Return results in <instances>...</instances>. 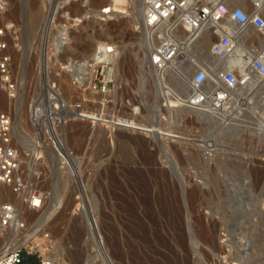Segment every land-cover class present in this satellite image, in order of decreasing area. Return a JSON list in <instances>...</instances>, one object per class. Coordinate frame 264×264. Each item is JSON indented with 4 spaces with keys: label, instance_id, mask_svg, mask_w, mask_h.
<instances>
[{
    "label": "rangeland",
    "instance_id": "1",
    "mask_svg": "<svg viewBox=\"0 0 264 264\" xmlns=\"http://www.w3.org/2000/svg\"><path fill=\"white\" fill-rule=\"evenodd\" d=\"M133 1L8 0L1 8L17 90L14 98L0 90V112L17 121L25 191L44 200L28 212L0 186V204L17 203L28 231L41 224L21 248L45 260L57 246L51 264H264V105L255 97L261 90L264 102V82L231 91L215 110L184 107L197 65L215 62L208 45L181 75L157 80ZM107 5L115 12L102 22ZM107 46L117 54L103 92L96 72ZM16 234L0 231L1 252Z\"/></svg>",
    "mask_w": 264,
    "mask_h": 264
},
{
    "label": "built area",
    "instance_id": "2",
    "mask_svg": "<svg viewBox=\"0 0 264 264\" xmlns=\"http://www.w3.org/2000/svg\"><path fill=\"white\" fill-rule=\"evenodd\" d=\"M247 3L250 9L245 8ZM114 12L112 5L103 6L99 12L101 21ZM141 30L143 45L150 53L148 66L157 76L173 70L181 75L178 68L184 70L192 65L195 55L202 54L204 39L210 40L209 55L215 62L201 63L193 74V94L184 105L188 109L202 111L203 105H208L213 110L225 101L223 90H237L253 82L254 76L264 82V49L259 47L260 38L264 42V0H145ZM113 48L107 47L105 58L97 64L96 75L104 76L103 92L111 83L108 69L113 66ZM11 61L8 31L0 27V90L14 98L17 88ZM12 125L11 115L0 112V186L10 188L22 206L37 210L43 197L25 191L21 155L12 144ZM53 146L58 151L56 143ZM18 206L12 202L0 204L1 229L24 227ZM22 252V248L0 252V264H21ZM41 263L50 261L42 259Z\"/></svg>",
    "mask_w": 264,
    "mask_h": 264
},
{
    "label": "bare ground",
    "instance_id": "3",
    "mask_svg": "<svg viewBox=\"0 0 264 264\" xmlns=\"http://www.w3.org/2000/svg\"><path fill=\"white\" fill-rule=\"evenodd\" d=\"M6 2V4L8 5V0H4V3ZM63 2V1H62ZM64 3V2H63ZM133 3H134V7H135V17H136V20L138 21V23L140 24V28H141V25H142V22H143V18H144V11H145V0H134L133 1ZM246 3V2H245ZM244 4V3H243ZM247 5V4H246ZM246 5H245V8L246 9H250V7H246ZM12 7V6H11ZM1 8H3V6L2 5H0V15H1ZM52 20H53V17L51 18V16L49 17V20H48V25H49V27L50 26H53V25H51V23L50 22H52ZM63 29V33H65V35H66V32H65V29L64 28H61V30ZM46 31V30H45ZM253 30H249V32L251 33ZM65 35H63V36H61L60 38H64L65 37ZM63 40H65V39H63ZM65 42V41H64ZM204 42H206V45H208V49H209V51H208V53H210V40L208 39V38H206V39H204V41H203V43ZM260 43H262V45L260 46ZM60 44V46L62 47V45H63V42H61V43H59ZM107 47H110V46H107ZM107 47H106V49L105 50H101L100 49V51H99V58H100V61L101 60H103L104 58H105V54H106V52H108V50H107ZM259 47L260 48H262V49H264V42H263V40L262 39H260V42H259ZM113 48V47H112ZM118 52V51H117ZM149 53V52H148ZM49 54V53H48ZM116 51H115V49L113 48V54L111 55V59L113 60V63L114 62H116V61H114V59L116 58ZM150 54V53H149ZM210 56V55H209ZM211 57V59L213 58L212 56H210ZM50 59V58H49ZM214 59V58H213ZM48 59L47 58H44V61H47ZM93 60V59H92ZM96 60V59H95ZM215 60V59H214ZM94 61V60H93ZM48 62V61H47ZM51 63V62H50ZM198 66H200V65H197V68H198ZM182 69V68H181ZM197 70V69H196ZM196 70H195V72H196ZM81 71L83 72V74L85 75H87V74H89V73H87V71H90V72H92L93 71V62H92V64L91 65H89V66H87L86 68H83V69H81ZM71 72V71H70ZM171 73H173L174 75H176V72H175V70H173V71H170ZM169 72V73H170ZM194 72V73H195ZM155 73V72H154ZM193 73V74H194ZM77 74V73H76ZM75 74V75H76ZM96 74H97V72H96ZM165 74H163L162 76H157V74H156V79L157 80H159V79H163L162 77L164 76ZM95 77H96V75H95ZM192 78H193V76H192ZM95 79V78H94ZM191 82H192V79H191ZM262 83L263 82H261L260 80H259V78H257L256 76H254V81L253 82H251L250 84H247V85H245V87H253V88H255V87H257V86H259V85H262ZM264 84V83H263ZM192 87V86H191ZM244 87V88H245ZM21 91V90H20ZM19 91V92H20ZM55 94H57V92L55 91V90H52ZM223 92L225 93V94H228V93H232V92H230V91H227V90H223ZM20 94V93H19ZM193 94V89H192V93L190 94V96L184 101V102H186V101H189V98L191 97V95ZM255 97L257 98V100L260 102V103H262L263 105H264V102H263V100H262V94H261V90H258L256 93H255ZM226 99H228V98H225V100ZM11 101V100H10ZM21 101V99H20V97H17V100H16V106H15V108L14 109H16V111L17 112H19L18 110H20V102ZM204 107H208V105L206 106V105H203ZM55 108H58V106H55ZM219 108V106H217V107H215V108H213L214 110L215 109H218ZM260 108H262V107H260ZM11 109V108H10ZM211 109V108H210ZM55 109H53V111H54ZM189 110H192V111H196V110H193V109H190L189 108ZM11 112H12V110H10ZM260 111V110H259ZM258 111V112H259ZM32 112H37V113H39V112H42V110H41V108H39V107H34V109L32 110ZM198 113H200L199 111H197ZM202 112H207V111H205V110H202ZM14 114H15V112H14ZM48 114V113H47ZM202 114V113H201ZM257 114H259V113H257ZM33 115V114H32ZM44 116H45V114H44ZM48 116V115H47ZM259 116V115H258ZM258 116H257V118H258ZM42 117V114H35L34 116H33V123H34V125H37L38 124V122H39V120H40V118ZM256 118V117H255ZM15 119V122L13 121V125H12V127L14 128V125H15V123L17 122L16 121V118H14ZM203 119V118H202ZM219 119V118H218ZM218 119H216V120H218ZM254 120H256V119H254ZM220 121H222L223 123H224V120H220ZM221 122V123H222ZM259 124H260V122H259ZM225 124H223L222 125V128H223V126H224ZM258 125V124H257ZM221 126V125H220ZM219 125H218V127H220ZM262 126V125H261ZM218 127H215V128H218ZM12 128V129H13ZM220 129V128H219ZM262 129V128H261ZM13 131V130H12ZM11 131V132H12ZM60 143V142H59ZM61 144V143H60ZM33 146V145H32ZM32 149H30V152H32V154H40L41 152L36 148V146L34 145L33 147H31ZM47 149H49V148H47ZM48 151V150H47ZM50 152L52 151V150H49ZM57 155V154H56ZM66 156V155H65ZM68 156V155H67ZM67 158V157H66ZM66 158H63L62 160H63V164H68V170H71L70 168L71 167H73L72 165H71V161L69 162ZM23 159H25V158H21V163L23 164V161H25V160H23ZM27 160L29 159V158H26ZM69 159V158H68ZM71 160V159H70ZM35 161V160H34ZM33 161V163H36V162H34ZM60 163V162H59ZM62 164V163H61ZM73 164V163H72ZM258 173H259V170H258ZM259 175H260V173H259ZM261 176V175H260ZM14 197V196H13ZM43 203H44V200L42 199V204L41 205H43ZM56 206L57 205H52L49 209H47L46 210V214L45 215H49V211L50 210H52V209H55L56 208ZM25 207V206H24ZM42 207V206H41ZM26 208H28V207H26ZM27 211L28 212H32V211H35L34 209H32V208H28L27 209ZM53 211V210H52ZM21 222H25L23 219H22V217L20 216V223ZM27 226V224L26 223H24V227L23 228H19V227H17V228H15V229H13L14 230V233L16 234V233H19L20 235L19 236H14V238L12 239V243L10 244V246L9 247H4V248H2V250H4L5 251V249L6 250H14V249H19V248H21V247H24L26 244H27V246H28V244H29V242L32 240V238L34 237V236H36L37 234H39L40 232H41V230H42V228H41V224H39V225H37L36 227H34V229L33 230H29L28 231V226ZM26 227V228H25ZM25 228V229H24ZM22 229H24V230H22ZM30 229V228H29ZM3 229H1L0 228V231H2ZM27 231V232H26ZM17 235V234H16ZM14 243V244H13ZM55 248H56V250H57V246H55ZM56 250L50 255V257L48 258L47 257V259L50 261V264H51V261H55L57 258H58V253L56 252ZM1 252V251H0Z\"/></svg>",
    "mask_w": 264,
    "mask_h": 264
},
{
    "label": "trees",
    "instance_id": "4",
    "mask_svg": "<svg viewBox=\"0 0 264 264\" xmlns=\"http://www.w3.org/2000/svg\"><path fill=\"white\" fill-rule=\"evenodd\" d=\"M21 264H42L41 259L36 255H28L25 252H22V262Z\"/></svg>",
    "mask_w": 264,
    "mask_h": 264
}]
</instances>
